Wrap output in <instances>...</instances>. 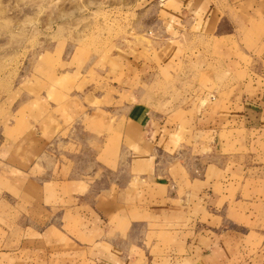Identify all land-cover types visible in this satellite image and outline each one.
<instances>
[{
    "label": "crops",
    "instance_id": "crops-1",
    "mask_svg": "<svg viewBox=\"0 0 264 264\" xmlns=\"http://www.w3.org/2000/svg\"><path fill=\"white\" fill-rule=\"evenodd\" d=\"M151 8L156 39L213 33L230 74L246 68L243 83L230 87V97L209 94L184 120H150L139 96L155 65L123 49L103 66L96 57L24 93L19 105L32 130L19 140L15 160L7 148L0 152V264H240L232 251L241 225L228 216V201H255L264 211L263 170L256 186L245 182L262 165L248 150L252 133L264 134V0H155ZM110 118L133 180L118 182L128 197L89 199L78 191L81 178L39 175L35 160L50 144L67 142L81 127L101 133ZM253 216L264 223V215ZM148 236L150 248H165L158 258Z\"/></svg>",
    "mask_w": 264,
    "mask_h": 264
},
{
    "label": "rangeland",
    "instance_id": "rangeland-1",
    "mask_svg": "<svg viewBox=\"0 0 264 264\" xmlns=\"http://www.w3.org/2000/svg\"><path fill=\"white\" fill-rule=\"evenodd\" d=\"M154 1L0 0V152L7 148L10 159L15 160L21 149L19 140L25 131L32 130L24 107L19 105L27 98L24 93L30 95L36 89L41 90L44 84L53 81L56 72L70 67L84 68L96 57L95 64L103 66L123 49L144 64L155 65L153 76L148 79L147 72L141 81L143 89L139 96L150 120L161 117L184 120L186 114H195L197 104L209 94L230 97L235 90L230 87L243 83L246 68L236 77L230 74L219 59L224 44L211 32L181 34L175 40L156 39L155 31L150 33L158 25L151 8ZM255 23L261 29V19ZM113 120H108L107 130L101 133L93 134L81 127L71 137L66 135L67 142L50 144L35 160L39 175L55 180L81 178L83 189L78 191L89 199L111 195L113 201L118 193L121 199L128 197L129 189H118V182L129 181L133 185V180L127 179L123 170L127 165L126 153L118 145L120 133L111 126ZM255 131L252 136L256 134V137L248 151L262 165L249 170L252 176L246 177L245 182H251L252 186L261 180L257 177L259 171L264 172V134ZM162 143L167 146L165 141ZM249 185H243V198L247 197L245 189ZM231 200L228 216L240 223L242 233L232 252H237L240 264H246V260L261 264L264 223L251 221L250 217L253 214L254 219L260 220L264 211L255 201L252 204L234 201L235 196ZM71 224L75 227L77 223ZM218 224L219 228L223 225ZM149 243L150 236L146 244L156 257L165 249H158L157 245L150 248ZM182 251L183 248L177 249V253Z\"/></svg>",
    "mask_w": 264,
    "mask_h": 264
}]
</instances>
